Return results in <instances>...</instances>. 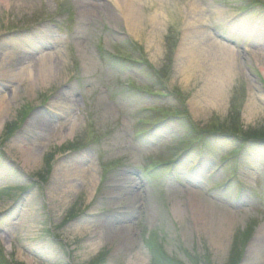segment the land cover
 Here are the masks:
<instances>
[{
	"label": "rangeland",
	"instance_id": "1",
	"mask_svg": "<svg viewBox=\"0 0 264 264\" xmlns=\"http://www.w3.org/2000/svg\"><path fill=\"white\" fill-rule=\"evenodd\" d=\"M2 1L0 264H264V0Z\"/></svg>",
	"mask_w": 264,
	"mask_h": 264
},
{
	"label": "bare ground",
	"instance_id": "2",
	"mask_svg": "<svg viewBox=\"0 0 264 264\" xmlns=\"http://www.w3.org/2000/svg\"><path fill=\"white\" fill-rule=\"evenodd\" d=\"M80 1L83 4H85V8L88 11L90 8H92V9L97 8L96 3L87 2L85 0H80ZM2 2H6V1L3 0ZM107 2L111 3V6L114 7L115 9H117V11L120 13L119 16L126 20V23L128 24V26L130 28H133L135 30V31H133L134 33L140 29L141 20H140V15H138L140 13V10L138 7V2H141V0H107ZM114 12L115 11H113V13ZM158 16H160L158 13H154V15H152L151 24H152L153 28L154 27L156 28V25H161V23H162L161 21L160 22L158 21V19H157ZM240 21H242V19ZM240 21H236L235 23H233V26L239 25ZM200 24H202V20H200L199 22H192L190 25H188L189 33L187 34V38L190 39L191 37H193L195 35L193 33H196V36L201 39L200 42H202V41L204 42V40H205V42H208L211 38V34L209 32L206 33L204 31L198 30L197 28L200 26ZM242 26H244L243 29L246 30L245 25H242ZM193 42H195V40H193ZM149 43L150 44L153 43V34L152 33H150ZM199 44H200L199 50L204 51V48L201 47L202 43H199ZM218 46L221 50L225 51V53H226V56H224V58H222V57L220 58V61L222 62L223 67H225V68H230V66L233 67L235 65V62H236L235 61V55H233L234 51L232 49L225 48L219 44H218ZM182 47H183V51H182V53L180 52V54L181 55L185 54L187 59L190 60L193 57V55L195 54V51H193V49L190 48L185 41H183ZM27 60H28L27 58H23V60L21 62H27ZM42 65H41V67H42ZM25 66H26V63H23L21 65V67H24L25 69H27V67H25ZM217 68H219V67H217ZM2 76L4 79L15 80L16 75L11 74L10 75L11 77H9L8 74L7 75L6 74L0 75V77H2ZM0 98H2V97H0ZM3 102H4V100H0V106L3 105ZM55 104H56V106H59L61 108L64 103H63V101H56ZM0 110H1V108H0ZM0 116H1V113H0ZM39 130H41V129H39ZM127 180H129V178Z\"/></svg>",
	"mask_w": 264,
	"mask_h": 264
}]
</instances>
